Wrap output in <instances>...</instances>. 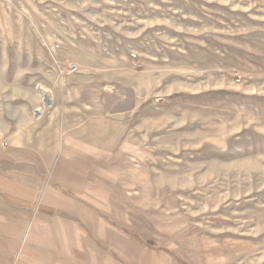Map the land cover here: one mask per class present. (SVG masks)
I'll return each mask as SVG.
<instances>
[{
    "label": "rangeland",
    "instance_id": "1",
    "mask_svg": "<svg viewBox=\"0 0 264 264\" xmlns=\"http://www.w3.org/2000/svg\"><path fill=\"white\" fill-rule=\"evenodd\" d=\"M43 88L90 103L131 238L264 264V0H0L2 146Z\"/></svg>",
    "mask_w": 264,
    "mask_h": 264
},
{
    "label": "crops",
    "instance_id": "2",
    "mask_svg": "<svg viewBox=\"0 0 264 264\" xmlns=\"http://www.w3.org/2000/svg\"><path fill=\"white\" fill-rule=\"evenodd\" d=\"M44 89L42 107L11 106L1 123L0 264H178L159 242L131 238L129 192L124 204L108 184L90 103L81 124L75 90Z\"/></svg>",
    "mask_w": 264,
    "mask_h": 264
},
{
    "label": "built area",
    "instance_id": "3",
    "mask_svg": "<svg viewBox=\"0 0 264 264\" xmlns=\"http://www.w3.org/2000/svg\"><path fill=\"white\" fill-rule=\"evenodd\" d=\"M70 69H71L70 71H76V70H77V66H76V64H72L71 67H70ZM3 146H7V144L4 143Z\"/></svg>",
    "mask_w": 264,
    "mask_h": 264
}]
</instances>
